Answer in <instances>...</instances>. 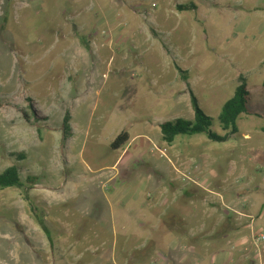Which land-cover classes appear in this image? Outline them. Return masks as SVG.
I'll use <instances>...</instances> for the list:
<instances>
[{"label": "rangeland", "instance_id": "rangeland-1", "mask_svg": "<svg viewBox=\"0 0 264 264\" xmlns=\"http://www.w3.org/2000/svg\"><path fill=\"white\" fill-rule=\"evenodd\" d=\"M195 2L0 0V173L24 184L0 190V264H173L153 226L185 220L191 264H264V0ZM240 74L250 115L228 142L161 141L159 123L193 119L189 90L223 135ZM222 218L239 240L219 242Z\"/></svg>", "mask_w": 264, "mask_h": 264}, {"label": "trees", "instance_id": "trees-1", "mask_svg": "<svg viewBox=\"0 0 264 264\" xmlns=\"http://www.w3.org/2000/svg\"><path fill=\"white\" fill-rule=\"evenodd\" d=\"M176 8L179 12H190L196 10L197 6L194 3H188L177 5ZM179 72L181 71L179 70ZM183 80H186L185 76H183ZM237 83L238 85L235 87L232 97L227 100L224 105H221L220 112L217 117L220 123L219 126L224 133L223 135L211 129L212 119L210 117H207L199 108L198 100L189 90L191 98L190 106L193 111V119L185 120L184 118H177L173 121H164L159 123L158 127L162 139L161 141L166 143V145H171L180 135L194 136L203 134V136H205L206 139L210 142H228L230 138L238 131L236 124L240 116L250 115V112L247 109L249 92L246 88V79L242 76V74L238 76ZM69 119L70 116L68 113L65 115L64 119H62V143H64L72 134ZM262 130L264 132V128ZM129 138L130 135L128 134V132L122 131L117 135L112 143H110L111 150L115 151L123 148ZM17 156L20 160L24 159V156L22 155ZM18 173L19 171L16 165L9 166L4 169L3 172L0 173V190H5L7 188L22 189L24 187V184L21 181Z\"/></svg>", "mask_w": 264, "mask_h": 264}, {"label": "crops", "instance_id": "crops-1", "mask_svg": "<svg viewBox=\"0 0 264 264\" xmlns=\"http://www.w3.org/2000/svg\"><path fill=\"white\" fill-rule=\"evenodd\" d=\"M190 1H191V3H194L197 7L199 6L195 2L196 0H190ZM198 1L200 2V0H198ZM178 5H181V4H178ZM190 178H189V180H190ZM188 201H190V203H189L190 205H192L194 202L193 198H190V200L188 199ZM230 203L234 204L235 202L231 201ZM203 217H204V215H203ZM262 217L264 218V215ZM226 218H222L221 221L218 220V222L215 224L217 227H221V226L227 227L226 230H224V227L220 228L219 235L217 236V238L219 239V242H223L226 240L231 241V240H235V239L239 240L240 235H241V231H242V229H240V227H241L239 225L240 223L238 224V222L227 221ZM155 225L153 226V230L156 232V234L158 236L161 235V233L163 231L164 233L170 232V234L174 238H176V240L173 241V248H175L176 251L178 250V252H182L183 257L181 258V257L175 256L173 264H186V263L191 264V261L189 259V253L191 252V249L193 248L192 239L194 238L195 234L198 232V230L195 228L194 224L192 222L187 221V220H185V223L181 227L180 226L178 227L175 225H170L167 223L168 229L165 228V230L160 228V227H156ZM201 225H202V229L205 228L204 229L205 234H204V236L200 235V237L204 238V239H208V236L210 235V233H213V230H210V232L208 231L209 225L206 224L205 220H203ZM254 226L257 227L259 225H255V223H254ZM254 226L252 224L245 225L244 229L246 231H248V229L250 230V228H254ZM261 227H262V225H261ZM241 238H243V237H241ZM158 239H159V237H158ZM158 239H156L157 242H158ZM211 244H213V243H211ZM187 246L189 248L188 251L186 250ZM208 246H209V242L207 240L204 241V243H202V248H208ZM186 251H187V253L185 254L184 252H186Z\"/></svg>", "mask_w": 264, "mask_h": 264}, {"label": "built area", "instance_id": "built-area-1", "mask_svg": "<svg viewBox=\"0 0 264 264\" xmlns=\"http://www.w3.org/2000/svg\"><path fill=\"white\" fill-rule=\"evenodd\" d=\"M190 176H191V173H188V176L187 175L184 176V180H189ZM254 243H255V246L263 244L264 243V236L261 235V236H258L257 238H254Z\"/></svg>", "mask_w": 264, "mask_h": 264}]
</instances>
